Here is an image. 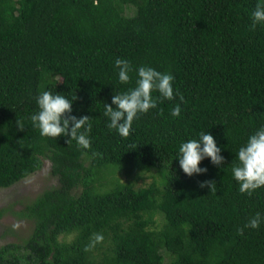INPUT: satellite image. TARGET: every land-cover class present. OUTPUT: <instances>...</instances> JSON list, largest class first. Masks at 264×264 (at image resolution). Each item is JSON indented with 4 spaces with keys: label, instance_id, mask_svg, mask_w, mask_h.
<instances>
[{
    "label": "trees",
    "instance_id": "1",
    "mask_svg": "<svg viewBox=\"0 0 264 264\" xmlns=\"http://www.w3.org/2000/svg\"><path fill=\"white\" fill-rule=\"evenodd\" d=\"M255 3L0 0V187L46 158L59 180L17 211L33 229L0 246V264H264V224L237 231L264 213V187L241 193L231 172L239 146L264 124V25L251 27ZM117 57L170 71L184 97L158 101L128 137L103 115L114 91L135 85L134 71L129 84L119 82ZM47 89L76 97L73 114L92 124L90 148L33 127L35 97ZM203 129L225 159L216 166L205 158L207 171L188 176L179 144ZM152 171L160 177L136 184ZM96 233L103 241L86 250Z\"/></svg>",
    "mask_w": 264,
    "mask_h": 264
},
{
    "label": "clouds",
    "instance_id": "2",
    "mask_svg": "<svg viewBox=\"0 0 264 264\" xmlns=\"http://www.w3.org/2000/svg\"><path fill=\"white\" fill-rule=\"evenodd\" d=\"M250 17L251 27L264 25V0H256ZM114 64L121 84H129L133 71L136 76L134 86L124 91H114L111 103L103 105V115L107 118L108 129H114L121 137H128L134 131V120L138 119L140 114L157 108L158 101L174 100L176 97H179L180 101L184 100L179 89L174 88L175 76L170 71L157 70L150 64H141L134 68L129 59L120 57L115 59ZM154 92L158 95L154 96ZM75 98L51 89L39 91L35 97L38 110L31 115V121L33 127L39 129L41 136L55 138L63 134L68 137L67 143L74 139L77 145L88 149L91 147L89 133L92 124L88 115L78 117L73 114L72 105ZM181 111V104L177 103L171 109V115L180 116ZM17 125L20 128L24 127L19 122ZM221 151L212 133L203 129L195 136L180 142L176 158L183 173L192 176L207 171V168L200 164L205 158H210V162L216 166H222L225 158ZM235 157L231 172L233 179L238 183V191L252 195L256 189L264 187V124L247 136L236 151ZM212 182H201V187L207 184L212 188ZM261 224H264V213L256 211L237 231L242 234L244 228L257 229ZM103 239L102 233L94 234L86 250Z\"/></svg>",
    "mask_w": 264,
    "mask_h": 264
},
{
    "label": "rangeland",
    "instance_id": "3",
    "mask_svg": "<svg viewBox=\"0 0 264 264\" xmlns=\"http://www.w3.org/2000/svg\"><path fill=\"white\" fill-rule=\"evenodd\" d=\"M121 177L123 181L127 179L126 175ZM159 177L157 171H152L142 179L137 178L136 184L147 186ZM58 183V177L52 173V163L46 158L40 170L9 187H0V210H3L0 215V246L11 241H21L32 232L33 221L19 216L17 211L35 199L46 188L58 185ZM79 189L76 191H80ZM74 236L75 234L72 233L66 238L72 240Z\"/></svg>",
    "mask_w": 264,
    "mask_h": 264
}]
</instances>
